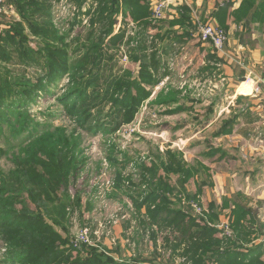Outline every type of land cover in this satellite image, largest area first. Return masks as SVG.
<instances>
[{
	"label": "rangeland",
	"instance_id": "rangeland-1",
	"mask_svg": "<svg viewBox=\"0 0 264 264\" xmlns=\"http://www.w3.org/2000/svg\"><path fill=\"white\" fill-rule=\"evenodd\" d=\"M122 1L118 0L120 10L114 15L111 33L103 34L107 33L105 30L107 21L104 19L94 24L93 35L97 37L103 34L104 41H110L108 44L103 43V49L114 58L116 67L114 66L112 73L127 71L135 77L140 62L134 59L133 55L139 54L138 51L133 52L130 49L137 31L130 29L135 21L131 18L129 7L123 6ZM44 2L49 5L51 24L59 35H64L67 42L79 39L77 43L80 46L94 23L100 5L99 0H44ZM13 20L21 21L29 44L35 47L37 38L31 35L13 4L4 0L3 11L0 14L1 27H7L9 21ZM187 31L190 35H196V26ZM166 32L163 37L166 36ZM171 32L177 35L175 30ZM157 38L153 43L150 38L142 37V53H146V59L153 54L155 59H159L158 64L154 62L149 68L152 76L151 85H144L150 94L140 99L133 118L121 124L118 129L110 128L106 132L92 133L81 128L73 117L65 113L57 99L68 88L67 74L60 76L56 83L51 84L48 91L41 92L33 103L29 102L28 112L21 115L30 117V121L38 122L42 126L47 124L51 128H62L67 136H75L79 142L75 145L73 141L74 147L69 149L74 164L66 176V187L57 188L60 201L64 199L65 193L68 195L67 204L64 209L62 208V214L64 212L62 220L57 224L46 215L45 208L40 206L37 209L39 213H45V220L52 224L60 236L62 241L60 247L68 249L71 258L77 255L83 257L93 250L104 256L120 258L119 261L126 264H137L139 261L148 264H211L216 257V251L195 252L196 249L189 243L187 236L183 235L182 238L179 231L171 227H159L149 221L144 207L137 209L134 201H138L139 192L148 187L147 182L142 179L140 163L146 161L150 166L149 163L155 160L156 151L164 153L165 150H169L172 154L179 152L182 160L193 166L196 172L185 181L187 187L179 185L176 175L170 176V180L166 182L178 191L176 196L171 195V202L177 203L184 211L190 206L193 217L201 221V217L206 219L198 199L202 185L208 187L216 172L232 170L238 172L239 179L247 177L246 179L250 181L251 176L246 174L249 172L247 170H251L253 163L258 165L262 161L259 158L261 155L250 154L248 149L249 146L261 148L264 146V134L260 135L259 130L256 136L253 134L255 126L247 130L240 128L239 132H234L232 136L227 135L230 131L227 128L231 127V121L233 122V118L230 117L237 115V109L242 105L236 106L238 103L233 99L234 89L229 86L220 62L214 59L208 62L204 58L197 60L194 47H191L193 44L187 45L176 41L161 45L164 39ZM37 41L42 42L41 39ZM83 44L88 45V42ZM58 53L56 50L52 56H57ZM156 65L157 68L154 70ZM237 91H240V83ZM158 98L167 102L161 103ZM22 121V118L16 121L18 126ZM41 133L34 132L30 137L31 142L37 140ZM246 133L252 135L247 137ZM236 134L237 136L233 137ZM6 136L8 130L3 128L0 130V187L6 189L7 193L12 194L14 191L16 195L24 196L26 186L25 189L17 190V184L14 182L15 171L18 168L15 160L31 142L5 143ZM69 143L71 145L72 139ZM249 157L256 159L251 160ZM159 174L164 175L162 170H159ZM198 176L204 181L199 182ZM258 177L256 173L254 179L257 182ZM12 183L15 185L14 190L11 187ZM39 190L36 187L34 191ZM5 195L1 197L4 198ZM41 196L43 197V194ZM258 200L254 201L257 206ZM27 203L28 205L25 204L27 209L35 210L31 203ZM51 204L50 210L56 213L60 206ZM193 204L201 208L202 216L198 215ZM21 206L17 203L14 208L18 209ZM210 224L217 228L221 223ZM216 235L218 234L215 233L213 237L220 239L221 242L223 236ZM212 244L210 242V246ZM224 246L225 243L221 242L217 248L222 250L225 249ZM86 249L88 250L85 252ZM10 250L8 243L0 235V264H22L16 259L10 261L11 255H15L11 254Z\"/></svg>",
	"mask_w": 264,
	"mask_h": 264
},
{
	"label": "trees",
	"instance_id": "trees-1",
	"mask_svg": "<svg viewBox=\"0 0 264 264\" xmlns=\"http://www.w3.org/2000/svg\"><path fill=\"white\" fill-rule=\"evenodd\" d=\"M8 1L24 20L31 35L37 39L35 47L29 44L21 21H9L8 26L3 28L0 21V130L7 128L5 143L13 141L14 144L24 141L29 143L34 132H42L15 160L18 163L14 181L17 184L16 189H25L26 186V195L18 196L14 191L12 194L7 193L6 189L0 187V235L8 243L11 254L15 253L11 255L10 261L16 259L22 264H126L119 261L120 258L104 256L93 250L83 257L77 255L71 258L69 250L60 247V236L52 224L45 220L44 214L47 213L57 224L63 218L62 208L67 204L68 195L65 193L64 199L60 201L57 188L66 187V176L74 164L69 149L74 147L73 141L75 145L79 142L75 136H67L62 128H51L47 124L42 126L38 122L30 121V117L21 115L28 112L29 102L33 103L41 92L48 91L51 84L67 74L68 88L57 99L65 113L73 117L81 128L92 133L106 132L110 128L118 129L121 124L133 118L140 99L149 96L150 91L144 85H151L149 68L154 62H159L153 56L155 54L146 59V53H142V37H148L154 43L158 39L156 37L164 38L165 31L159 33L158 24H152L148 20L147 0H123V6L134 7L129 12L135 23L138 21L137 34L131 42L130 50L138 51L139 56L133 55V58L140 62L139 71L135 77L127 71L112 73L116 64L108 51L103 49L104 44L110 43L104 41L103 34L109 35L112 31L114 15L120 10L118 0H99L98 13L96 12L94 23L84 41L88 45L82 42L80 46L77 43L79 39L67 42L64 35H59L51 24L49 5L44 0ZM187 18L189 19L188 15H182L177 22L184 27ZM104 19L107 21V33L94 37V24ZM170 33L172 32L167 31L165 35ZM184 34H188V31L184 30L181 35ZM115 38L118 39L119 36ZM38 39L42 42L37 41ZM56 50L58 55L52 56ZM156 68L157 65L154 70ZM102 82L104 83L99 85ZM158 101L167 102L159 98ZM21 118L23 121L18 126L16 121ZM154 156L155 160L149 163L150 166L146 161L140 163L139 168L143 171L141 176L148 187L139 192L138 201L133 200L137 209L145 208L150 222L159 227H171L179 231L182 238L187 236L189 243L196 249L195 252L216 251L214 254L217 258L214 257L211 264H264L259 255L247 261L232 257V251L237 245H232L230 241L236 239L239 227L237 224L233 226L234 221L231 219L227 221L231 234L221 239L226 247L219 250L217 247L221 243L220 239L213 237L219 230L210 226V222L203 217L201 221L196 220L190 206L184 211L177 203L171 202V195L176 196L178 191L166 181L170 180L171 175H176L179 185L185 187V181L194 176L196 169L184 162L179 152L172 154L169 150L164 153L156 151ZM159 170L164 175L159 174ZM11 187L15 189L14 183ZM36 187L40 189L38 192L34 191ZM3 194H6L4 198L1 197ZM27 202L35 210L27 209ZM17 203L23 207L15 209L14 205ZM50 203L57 204L60 209L56 213L52 212ZM40 206L45 208V213L37 211ZM201 214L198 213L202 216ZM210 242L213 243L212 246ZM66 252L68 253L65 254Z\"/></svg>",
	"mask_w": 264,
	"mask_h": 264
},
{
	"label": "crops",
	"instance_id": "crops-1",
	"mask_svg": "<svg viewBox=\"0 0 264 264\" xmlns=\"http://www.w3.org/2000/svg\"><path fill=\"white\" fill-rule=\"evenodd\" d=\"M165 1V18L157 23L159 33L163 30H175L177 35L172 32L164 36L161 45L176 41L193 44L191 47H194L197 60L204 58L208 62H211L210 59L220 62L229 86L234 89L233 99L238 103L236 106L242 105L237 109L238 114L234 113L235 115L230 117L233 122L227 135L232 136L234 132H239L240 128L247 130L252 126H255V136L257 130L261 131L260 135L264 134V98L249 93L250 90L244 86L246 84H242L243 79L249 78L252 85H264V0ZM132 8L134 7L130 5L129 10ZM148 14L149 9L147 16ZM182 15L189 17L184 22V27L177 22ZM198 22H212L224 29L227 39L221 51H215L210 44L200 42L197 35H181L184 30L194 29ZM246 134L247 137L252 135ZM236 136L237 134L233 137ZM248 149L250 154L261 155L259 158L262 159L260 164L253 163L251 170H247L249 172L246 174L251 176V180L248 181L247 177L239 179L240 175L235 170L216 172L208 187H200L201 195H198V199L209 222L218 224L231 219L234 221L233 226L237 224L239 227L236 239L230 241L232 245H237L232 251V257L247 261L259 255V259L264 263V146H249ZM209 166L211 168V165ZM210 171L213 173L212 168ZM256 173L259 176L258 182L254 179ZM199 180L204 181L200 178ZM195 195L197 196L196 193ZM256 199H259V206L254 203ZM217 234L221 235V232ZM137 264L148 263L139 261Z\"/></svg>",
	"mask_w": 264,
	"mask_h": 264
},
{
	"label": "built area",
	"instance_id": "built-area-1",
	"mask_svg": "<svg viewBox=\"0 0 264 264\" xmlns=\"http://www.w3.org/2000/svg\"><path fill=\"white\" fill-rule=\"evenodd\" d=\"M4 0H0V14L3 11ZM149 15L148 19L152 24H157L165 18V9L167 6V1L165 0H150L148 3ZM133 30H138L137 24L134 22L131 24ZM196 35L202 43L210 44L215 51H221L223 49L224 43L227 39V34L221 27L214 25L212 22L201 23L198 22L196 25ZM242 84H246L247 88L250 90L249 93L256 94L264 98V85L259 83L251 84L249 78H245ZM193 207L198 213L201 212V208L195 204ZM218 230L221 232L222 236H230V226L228 222L221 223L217 225Z\"/></svg>",
	"mask_w": 264,
	"mask_h": 264
}]
</instances>
